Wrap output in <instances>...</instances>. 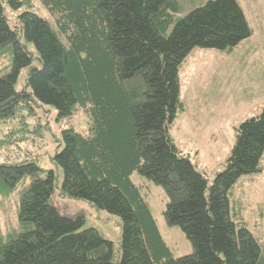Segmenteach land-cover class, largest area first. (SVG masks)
I'll return each mask as SVG.
<instances>
[{
	"label": "trees",
	"instance_id": "obj_1",
	"mask_svg": "<svg viewBox=\"0 0 264 264\" xmlns=\"http://www.w3.org/2000/svg\"><path fill=\"white\" fill-rule=\"evenodd\" d=\"M38 1L55 30L32 12L30 0H0V59H10L9 72L0 75V123L25 120L44 106L59 119L78 109L85 114L87 135L63 130V148L51 160L63 171L62 196L121 220L115 264H264V248L237 227L229 202L239 178L261 171L264 108L236 129L211 186L169 135L184 110L178 72L193 49L230 51L250 38L237 0H207L180 18V0ZM9 12L18 13L13 28ZM22 39L34 46L40 67ZM24 68L25 86L17 91ZM134 174L165 191L164 220L182 230L191 254L172 257ZM27 180L18 232L0 243V264H114L109 241L83 229L82 216H61L51 204L53 171L34 162L0 165V193Z\"/></svg>",
	"mask_w": 264,
	"mask_h": 264
},
{
	"label": "rangeland",
	"instance_id": "obj_2",
	"mask_svg": "<svg viewBox=\"0 0 264 264\" xmlns=\"http://www.w3.org/2000/svg\"><path fill=\"white\" fill-rule=\"evenodd\" d=\"M41 18L51 21L38 0H30ZM180 18L207 0H180ZM243 8L252 34L230 51L195 48L180 67L179 112L169 128L175 146L197 171L203 173L211 186L217 174L225 168L236 140V129L264 108V0H237ZM18 13L9 12V25L15 26ZM51 23V22H50ZM52 25V23H51ZM53 29L55 27L52 25ZM171 30V28H170ZM32 53V65L40 67L38 55L31 43L21 40ZM10 59H0V75L9 72ZM28 68L21 70L15 89L24 88ZM68 128L86 136L87 117L76 110L70 117L58 118L50 106L37 108L34 116L0 123V165L34 162L43 171H53L56 188L51 204L64 217L84 218L83 229H95L113 246V263L119 261L122 222L114 215L91 204L60 194L63 171L51 159L62 150V131ZM17 129L15 137L12 130ZM11 131V132H10ZM261 171L243 176L229 192L230 216L237 227L244 226L264 248V154ZM131 180L148 204L157 229L170 254L180 258L191 254L192 247L179 227L168 226L163 212L166 209L165 191L151 181L134 174ZM26 183L20 182L7 193H0V243L18 232L17 207L19 195Z\"/></svg>",
	"mask_w": 264,
	"mask_h": 264
}]
</instances>
